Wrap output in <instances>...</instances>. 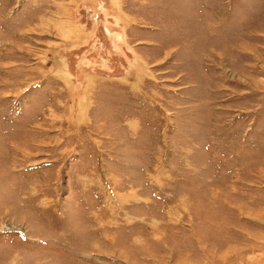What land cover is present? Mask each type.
<instances>
[{
	"label": "rangeland",
	"instance_id": "374dc122",
	"mask_svg": "<svg viewBox=\"0 0 264 264\" xmlns=\"http://www.w3.org/2000/svg\"><path fill=\"white\" fill-rule=\"evenodd\" d=\"M0 264H264V0H0Z\"/></svg>",
	"mask_w": 264,
	"mask_h": 264
}]
</instances>
